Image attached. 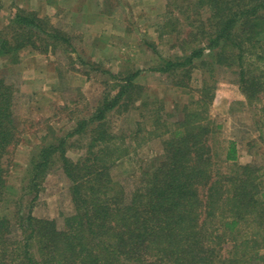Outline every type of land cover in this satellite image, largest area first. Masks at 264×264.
Listing matches in <instances>:
<instances>
[{
	"label": "trees",
	"instance_id": "obj_1",
	"mask_svg": "<svg viewBox=\"0 0 264 264\" xmlns=\"http://www.w3.org/2000/svg\"><path fill=\"white\" fill-rule=\"evenodd\" d=\"M197 2L207 14L206 46L183 59L165 60L154 70L177 73L195 61L208 64L211 72L215 65L236 66L243 93L258 98L264 91L259 84L263 73L250 69L248 56L264 62V48L262 55L251 49L264 40V0ZM43 23L35 14L16 13L0 29V56L9 59L26 46L37 50V40L56 39L58 33ZM140 74L126 73L91 115L32 153L20 189L30 196L29 209L13 219L0 217V264H257L261 260L264 181L252 164L238 165L236 175L212 172L208 144L212 128L203 96L176 118L173 129L165 120L156 121L162 129L150 138L161 139L162 154L131 175L135 186L130 193L114 180L112 168L128 156L129 145L125 135L111 131L110 118L137 102ZM13 99L14 90L0 77V202L8 173L4 158L18 136ZM77 136H85L87 144L75 161L67 156V148ZM236 159L231 142L225 161ZM56 166L69 182L73 206L61 228L32 213L43 181ZM224 245L230 248L225 251Z\"/></svg>",
	"mask_w": 264,
	"mask_h": 264
},
{
	"label": "rangeland",
	"instance_id": "obj_2",
	"mask_svg": "<svg viewBox=\"0 0 264 264\" xmlns=\"http://www.w3.org/2000/svg\"><path fill=\"white\" fill-rule=\"evenodd\" d=\"M20 11L35 14L58 36L47 43L37 40V50L26 46L9 59L0 56V77L14 90L18 130L4 158L8 173L0 217L13 219L29 209L30 196L20 189L37 147L91 115L97 102L131 71H141L136 79L139 99L127 112L110 118L111 131L125 135L129 145L128 156L112 168L126 193L135 186L131 175L162 154L161 139L150 138L162 129L156 121L165 120L173 129L176 118L194 108L201 96L211 120L212 172L236 175L238 165L252 164L264 181V91L258 98L246 97L236 66L215 65L211 72L208 64L195 61L177 73L154 70L165 60L183 59L206 46L207 14L197 0H0V29ZM255 48L262 55L264 40L254 43ZM248 60L250 69L262 71L259 84L264 88V62L252 55ZM72 140L67 156L76 161L85 153L87 138ZM231 142L237 159L225 161ZM68 188L63 171L54 167L42 183L33 215L54 220L61 228L63 218L73 211ZM260 255L257 264H264V249Z\"/></svg>",
	"mask_w": 264,
	"mask_h": 264
}]
</instances>
